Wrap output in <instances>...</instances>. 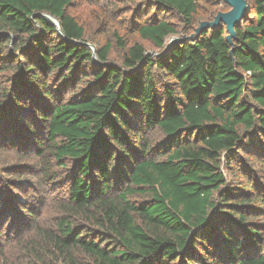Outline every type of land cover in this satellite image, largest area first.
I'll use <instances>...</instances> for the list:
<instances>
[{"label": "trees", "instance_id": "trees-1", "mask_svg": "<svg viewBox=\"0 0 264 264\" xmlns=\"http://www.w3.org/2000/svg\"><path fill=\"white\" fill-rule=\"evenodd\" d=\"M245 1L231 43L189 39L220 0H143L113 46L74 0H0V153L39 166L6 168L0 264H264V0ZM20 170L65 180L52 224L18 218Z\"/></svg>", "mask_w": 264, "mask_h": 264}, {"label": "rangeland", "instance_id": "rangeland-1", "mask_svg": "<svg viewBox=\"0 0 264 264\" xmlns=\"http://www.w3.org/2000/svg\"><path fill=\"white\" fill-rule=\"evenodd\" d=\"M142 1L143 0H131V2H126L125 0H74L70 8V14L83 25L88 40L92 38L100 45L105 42H110L114 46L115 35H119L124 39L126 33H132L130 31V21L138 17L135 6H137V2ZM139 6L140 11L147 9L143 4H139ZM220 11H222L221 13H227L230 9L226 12V8L221 6ZM145 45L148 47L147 43H145ZM92 48L95 51L93 46ZM113 53L112 57L118 60L120 58V51L114 48ZM148 53L151 54L152 52ZM25 163L36 165V168L39 169V166H37L38 163L36 161L33 162V159L28 155H24L21 160L18 153L10 151L1 152L0 187L7 188V185L13 180V171L6 169L7 167H20L24 166ZM31 167L33 166L30 165V168ZM24 171L26 174H22L20 170V175L15 177L21 181V185H17L18 187L11 191L17 193L21 199L28 200L30 203L28 206L33 209L31 213H33L34 216H31L29 212L24 213L25 209L23 208H17V210L19 209L18 218L22 219V215H28L29 217L27 216L28 219L26 221L28 226L52 224L59 214L60 205L64 203L63 197L66 192L65 180L58 175L49 179L41 175L39 182H37V177L33 179L31 176V174L34 173L33 170ZM16 179H14V181H16ZM10 222L11 218H9L7 223L3 226V234L10 228V225H8ZM3 238L4 236L0 235V250H9V245L13 244ZM5 252L6 251H2L3 254ZM12 253L13 251L8 254V259L10 261L13 260Z\"/></svg>", "mask_w": 264, "mask_h": 264}, {"label": "water", "instance_id": "water-1", "mask_svg": "<svg viewBox=\"0 0 264 264\" xmlns=\"http://www.w3.org/2000/svg\"><path fill=\"white\" fill-rule=\"evenodd\" d=\"M222 1L226 6H228L230 8V11L227 13H218L216 15V17L214 18V20L212 22H202L200 24V26L198 27V29H196V32L194 35H192L191 37H189V39H194L196 37L199 36V34L204 31L207 30L208 28L214 29L217 28L220 25H223L226 29L227 32V37L226 40L228 43H231L232 40L235 39V27L237 25H239L242 20L244 19L246 13L248 12V7L246 4L245 0H220ZM43 17L57 30L60 32V28H59V23L58 21L48 15H43ZM61 33V32H60ZM181 40L179 38H173L168 45L166 46V48L164 49V51L160 54V55H164L166 54V52L169 50V47L172 44H176L179 43ZM84 44V43H82ZM86 46H89L92 53H93V60L94 63L96 64V58H95V52L92 48V46H90L89 44H84Z\"/></svg>", "mask_w": 264, "mask_h": 264}]
</instances>
